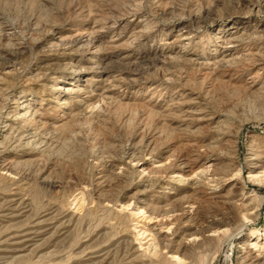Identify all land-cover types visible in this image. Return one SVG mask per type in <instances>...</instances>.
<instances>
[{
	"label": "rangeland",
	"instance_id": "374dc122",
	"mask_svg": "<svg viewBox=\"0 0 264 264\" xmlns=\"http://www.w3.org/2000/svg\"><path fill=\"white\" fill-rule=\"evenodd\" d=\"M253 4L264 0H0V121L24 102L16 115L37 138L24 157L36 164L13 175L32 199L30 218L1 223L0 238L57 214L37 251L3 264H96L86 259L105 253L103 264H125L134 249L143 261L131 264H160L166 251L152 227L168 233L161 244L184 241L194 264H244L239 234L264 260V96L253 93L264 91L255 28L264 31V16ZM71 84L80 94L58 90ZM221 116L226 130L216 129ZM12 154L21 151L1 148L0 163ZM254 154L260 168L249 177ZM195 156L180 182L173 172ZM146 180L170 187L149 193L163 206L150 218L133 198ZM228 193L251 211L225 204ZM63 215L72 219L65 232Z\"/></svg>",
	"mask_w": 264,
	"mask_h": 264
},
{
	"label": "bare ground",
	"instance_id": "6f19581e",
	"mask_svg": "<svg viewBox=\"0 0 264 264\" xmlns=\"http://www.w3.org/2000/svg\"><path fill=\"white\" fill-rule=\"evenodd\" d=\"M252 7L253 8L250 9L251 14L256 11L255 13H257L258 15L262 14L264 16V6L262 7V6L258 5V4L257 5L253 4ZM255 28H256V30L259 33H263V36H264V31L260 30L261 26H259V24L256 25ZM227 42L239 43V42H242V41H240L239 38H237V39L229 38ZM221 61H222L221 63H225L226 62L225 60H221ZM254 78H256V77H254ZM3 84H4L3 81L0 79V87H2ZM252 86H250V87H252ZM74 87L75 86L72 85V84L69 85V86L62 85V86H60L58 88V90L62 91L65 94H75V95L80 94L79 90H75L77 86L75 88ZM249 90L252 91V89H250V88H249ZM253 93L257 94L258 96H264V91H262V90H258V91L253 92ZM19 100L21 101V99H19ZM23 107L24 108L27 107L24 104V102L13 101L11 103V107L9 108L10 110L3 115L4 117H3L2 121H0V149L1 148H8L10 150V152L11 151H15L17 149H19L21 151V154H19V155L18 154L17 155H13L12 154L13 156H11V157L12 158L14 157L13 159H10V160H6L5 159V161H4V159L2 158L3 162L0 163V182H2L4 180V181H9V183H10V184L8 183L9 186H7V187L1 186L2 184L0 183L1 184L0 185L1 188H3L2 191L0 192V224L3 223L5 226H8V224L7 225L5 224V222L7 223L8 221L18 222L20 219L22 220V218L23 219L24 218H28V217L30 218V216H29L30 215L29 214L30 213V207H32L31 206V203H32L31 200L32 199H30V196L27 193H25L26 192L25 186L23 187L22 185H20V184H22L21 182L19 184V182L17 180V178H18L17 176H16L17 178L15 176H13V175H15L17 173V172L15 173V171H17V169L20 166L21 167L22 166L26 167L28 165L30 166L31 164H33L35 162L34 158L24 159V157H27L28 154H33L32 152H34V150H33V148H31V145L34 142L33 138L34 139H37V138H35L34 134H32L30 132V128H28V126H27L28 122L26 123V121H29L28 120L29 117L28 118L24 117L21 112L18 113V115H16V111L18 110V108H23ZM26 113H28V112H26ZM32 116H33V114H32ZM217 119L218 120L216 122L217 123L216 129H220V127L224 128L225 126L228 127V121H227L228 118L226 116H224V118H223V116H221L220 118H217ZM60 127H62V125H60L57 128H60ZM57 128H56V130H57ZM31 131H32V129H31ZM35 132H37V131H35ZM228 143H230V142H228ZM36 144H38V143H36ZM36 144H34V145H36ZM256 154L252 155V157L250 159H248V166L247 167H249V170H250L249 175H251L249 177H254V175L256 176V171L255 170L260 168L259 164H260L261 160H260L259 156L256 155ZM249 156H251V155H249ZM198 158H199V156L198 157L195 156V158L193 157L192 159L188 158V159H186L185 161L182 162V166H179V167L176 168V170L173 172V174L175 173L176 177H179L178 180L180 182H183V178L185 177V174H182V172L185 173V172L189 171V170L185 171L184 168H190V166L192 167V165L197 163ZM226 162H228V161L226 160ZM35 164H36V162H35ZM214 166H215V164H212L213 168H214ZM228 167H229V164L226 163L221 168H223V170H227V169H229ZM216 172H217V170L214 169L211 174L215 175ZM204 173L205 174H209V170L205 169ZM212 175H210V176L215 178ZM255 181H259V180L256 179ZM3 183H5V182H3ZM217 183H219V182H217ZM160 185H163L162 188H164V189H169L170 188L169 186H165V185H168V184H165L164 181H162V180H155L154 182H152L150 180H146V181H144L141 184L143 189L141 191H138L137 193H135L133 195V198L135 200H137L138 204L141 205V207H140L141 211L147 213L149 215V218L154 216L161 209H163V206L160 203L157 202V200H159L160 198L158 199L157 195L149 194V193L152 192L151 190H153L154 186H160ZM191 189L193 190V196H192V201H193L192 204H193L194 201L196 199H198V197L200 196L201 186H200V184H198V182H196L194 185H192ZM30 191H32V190H30V188H29V193H30ZM158 193H161V192H158ZM214 194L215 193H213V195ZM35 196H37V195H35ZM231 196H232V194L228 193V195L223 197L222 201L225 204L230 205L231 207H236L237 206L239 208L238 210H240V212L248 213V212L251 211L250 204H248L247 201H243V202H241L239 204H234V202L231 201ZM252 196H253V194L252 195L250 194L248 197H252ZM36 198L37 197H35V199H34V194H33V199L35 201L37 199H39V198H37V199ZM251 202H252V200H251ZM40 206H41V204H40ZM44 206H45V204H44ZM47 207H49V206H47ZM52 207H53V205H52ZM33 208H34V206H33ZM41 209H43V208H41ZM56 210H58V209H56ZM44 211L45 212L46 211L49 212V209L47 210V208H46ZM44 211H41V212L45 213ZM55 212L56 211L54 210L53 213H55ZM32 213H34V212L32 211ZM39 214H37V215H39ZM50 215L51 214H49V213H45L44 215L40 216L39 218L37 216V219L33 220L32 225L30 226V228H28L29 227L28 226L27 229H24L22 231H19V229L17 231L15 229L16 232H12V234H10V232L8 231L9 235L5 236L6 238L4 237L5 239L3 238V240H2V237H3L2 236L0 238L2 240V241L0 240L1 241L0 242V244H1L0 245V263L3 264V263H7L8 261L22 260L23 258H25L24 256L26 255V253H28L30 251L32 252V250H35V249H32V248L37 244V242L38 243L40 242L42 237H44L46 234L48 235L49 231L53 228L51 225H52V223H54L53 221L56 219L57 214H54V216L56 215L55 219L52 216H50ZM66 217L67 216L63 215L62 220L65 219ZM27 220H26V222H27ZM68 220H72V219L68 218ZM68 220L67 221H66V219L64 221L60 220L61 222H59L60 224H59L58 228L61 231L64 230V232H65V229L67 230V228L69 227V223L71 221H68ZM22 221L25 222V220H22ZM66 222H67V224H66ZM3 224H1V225H3ZM20 224H21V222L15 223V224L11 223L10 228L19 227ZM5 226H3V228ZM54 227H56V226H54ZM244 227H245V225H244ZM155 228L156 227H152V228L149 229L150 236H152L154 241L158 242L157 243L158 246H160L161 248H163L166 251V254L161 257L162 258V263H160V264H185V263L186 264H194L195 263L194 261H190L189 258L184 256L183 251H184V248L186 247V243L184 241L169 242L167 244H161V242L162 243H166V242H164L162 240H165L166 235H168V233H162L159 230L157 231ZM22 229H23V227H22ZM59 229H58V231H59ZM0 230H1V228H0ZM55 230L53 229L54 233H55ZM68 231H70V230L68 229ZM64 232H62V234ZM241 232L242 231H241V227H240L239 233H241ZM54 233L50 232V235L51 234L54 235ZM68 233H71V232H68ZM257 234H259V232H257ZM64 235H63V237L65 238L66 235L65 236ZM49 237L50 236H48V239H50ZM67 237H68V234H67ZM238 237H239L238 239L241 240V242L243 241V244L241 245V249H243L245 251L244 253L246 254L245 257H244V260H245L244 264H264V260H262L258 255H255L254 253H252L251 250H247L248 249V244H247L246 241L244 242V239L242 238V236H240V234L238 235ZM61 238H62V236H61ZM209 238H212V237L210 236ZM51 239H52V237H51ZM212 239L217 241L219 238H212ZM53 240H54V238H53ZM41 243H42V241H41ZM133 249H131V250H133ZM35 251H37V250H35ZM114 251H115V249H114ZM49 252H48V254H49ZM87 252L90 253L89 251H87ZM87 252H84V254L85 253L87 254ZM96 252H98V251H95V252L93 251V253H95V254H96ZM93 253H91V254L93 255ZM130 253H134V256L136 255V257H134L133 259H130V258L126 259L128 254H127V256L125 255V257H124L125 264H131L132 262L143 261L142 260L143 259L142 256L140 254H138V251L136 249H134L133 252H130ZM39 254L37 255L38 257H39ZM77 255H79V254H77ZM109 255L106 254V253L105 254H101V255H97L96 254L94 256H89V258L86 259V260L88 262L89 261L92 262V261L96 260V264H97V260H98L99 261L98 264H103V263H105L107 261V259L109 258ZM243 255L244 254L242 253V256ZM81 256H82V254H81ZM81 258H83V256ZM131 258H132V256H131ZM38 259H40V258H38ZM78 260H80V259H78ZM200 260L202 261V259H200ZM80 262H82V261H80ZM62 264H63V262H62ZM121 264H123V263H121Z\"/></svg>",
	"mask_w": 264,
	"mask_h": 264
}]
</instances>
